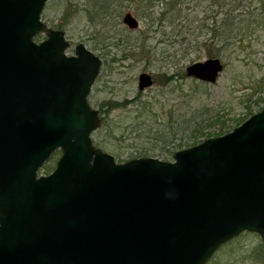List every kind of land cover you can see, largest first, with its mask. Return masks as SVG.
Here are the masks:
<instances>
[{
    "label": "water",
    "instance_id": "water-1",
    "mask_svg": "<svg viewBox=\"0 0 264 264\" xmlns=\"http://www.w3.org/2000/svg\"><path fill=\"white\" fill-rule=\"evenodd\" d=\"M46 1L0 0V264H207L244 233L264 247V108L171 162L115 163L91 139L101 60L81 44L65 55L64 33L40 20ZM220 63L186 76L214 84ZM152 85L139 76V91Z\"/></svg>",
    "mask_w": 264,
    "mask_h": 264
},
{
    "label": "rangeland",
    "instance_id": "rangeland-1",
    "mask_svg": "<svg viewBox=\"0 0 264 264\" xmlns=\"http://www.w3.org/2000/svg\"><path fill=\"white\" fill-rule=\"evenodd\" d=\"M102 5L108 12L97 17ZM43 8L41 22L64 33L68 57L81 44L101 60L88 103L102 125L91 139L115 163L171 162L264 108V0H47ZM126 14L137 29L122 23ZM45 40L44 33L34 38ZM208 59L223 66L214 84L186 76ZM142 73L153 85L141 92ZM60 155L53 152L38 177L50 175ZM259 246L258 235L241 234L207 264H264Z\"/></svg>",
    "mask_w": 264,
    "mask_h": 264
},
{
    "label": "trees",
    "instance_id": "trees-1",
    "mask_svg": "<svg viewBox=\"0 0 264 264\" xmlns=\"http://www.w3.org/2000/svg\"><path fill=\"white\" fill-rule=\"evenodd\" d=\"M151 1H156V0H151ZM106 2V1H105ZM175 2V1H174ZM101 5V4H100ZM103 6V7H102ZM101 6V8H97L98 9V11L95 13L96 15H97V17L100 15V14H102V12L104 13V12H108L107 11V8L104 6V5H102ZM95 21V20H94ZM168 80H170V79H168ZM195 146V145H194ZM96 147V146H95ZM193 147V146H192ZM190 148V147H189ZM256 252H259L260 254H261V256L259 255L258 257H262V258H264V247L263 246H259V248L258 249H256V251H255V253ZM258 257H256V258H258ZM255 258V257H254Z\"/></svg>",
    "mask_w": 264,
    "mask_h": 264
},
{
    "label": "flooded vegetation",
    "instance_id": "flooded-vegetation-1",
    "mask_svg": "<svg viewBox=\"0 0 264 264\" xmlns=\"http://www.w3.org/2000/svg\"><path fill=\"white\" fill-rule=\"evenodd\" d=\"M176 2H177V0H176ZM142 74H144V73H142ZM146 74V73H145ZM149 75V74H148ZM140 76V75H139ZM150 76V75H149ZM139 78V77H138ZM151 79H152V77H151ZM152 81H153V79H152ZM198 82H200V83H203V84H205V82H201V81H198ZM139 91V90H138ZM144 91V90H143ZM142 92V91H141Z\"/></svg>",
    "mask_w": 264,
    "mask_h": 264
}]
</instances>
